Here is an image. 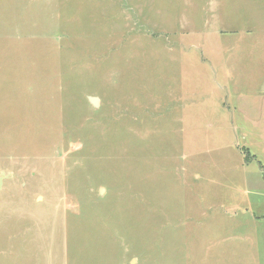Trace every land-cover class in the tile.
<instances>
[{"label": "rangeland", "instance_id": "obj_1", "mask_svg": "<svg viewBox=\"0 0 264 264\" xmlns=\"http://www.w3.org/2000/svg\"><path fill=\"white\" fill-rule=\"evenodd\" d=\"M2 172L0 264H264V0H0Z\"/></svg>", "mask_w": 264, "mask_h": 264}, {"label": "water", "instance_id": "obj_2", "mask_svg": "<svg viewBox=\"0 0 264 264\" xmlns=\"http://www.w3.org/2000/svg\"><path fill=\"white\" fill-rule=\"evenodd\" d=\"M90 99H91V101H92L94 104H97V98H96V97H91ZM8 176H9V175H7L5 172H2V173L0 174V190H1L2 187H3L4 180H5L6 178H8ZM101 191H102V190H101Z\"/></svg>", "mask_w": 264, "mask_h": 264}]
</instances>
